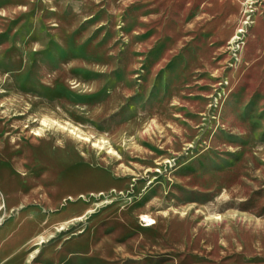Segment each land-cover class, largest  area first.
Segmentation results:
<instances>
[{
  "label": "rangeland",
  "instance_id": "374dc122",
  "mask_svg": "<svg viewBox=\"0 0 264 264\" xmlns=\"http://www.w3.org/2000/svg\"><path fill=\"white\" fill-rule=\"evenodd\" d=\"M0 264H264V0H0Z\"/></svg>",
  "mask_w": 264,
  "mask_h": 264
}]
</instances>
